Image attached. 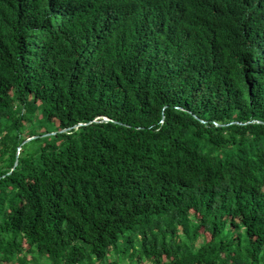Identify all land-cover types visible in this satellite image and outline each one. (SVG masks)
<instances>
[{
  "label": "trees",
  "instance_id": "16d2710c",
  "mask_svg": "<svg viewBox=\"0 0 264 264\" xmlns=\"http://www.w3.org/2000/svg\"><path fill=\"white\" fill-rule=\"evenodd\" d=\"M96 2L0 0V264H130L123 241L134 261L264 264V124L244 123L262 49L159 69L102 35Z\"/></svg>",
  "mask_w": 264,
  "mask_h": 264
},
{
  "label": "clouds",
  "instance_id": "9594fccd",
  "mask_svg": "<svg viewBox=\"0 0 264 264\" xmlns=\"http://www.w3.org/2000/svg\"><path fill=\"white\" fill-rule=\"evenodd\" d=\"M99 1L104 2L108 16L107 26L104 25L102 35L136 55L153 51L159 69L164 68L162 65L165 61L173 66L189 60L186 51L197 46H204L221 56H228L232 59L231 63H235L240 59L231 50L235 37L247 46L262 49L261 65L253 64L246 67V77L253 68L260 73L262 89L253 95L249 103L253 117L244 123L264 124V121L257 117V115L264 117V107L260 102L264 93V0H97L96 4ZM96 4L85 10V16L94 10ZM192 5H197L201 9V18L190 12ZM171 8L180 9L181 16H175ZM149 9L152 17L157 18L158 15L162 17L161 25H157L149 17L147 13ZM214 13L221 15L226 22L225 40L214 38L212 29ZM252 16L255 17V21L251 19ZM112 20H116L114 27L111 25ZM247 32L253 33L254 37ZM135 42L139 44L134 48ZM161 48L164 51H159ZM165 51L172 52V57L168 59ZM182 57L185 59L182 60ZM104 119L110 120L108 117ZM80 125L82 123L75 128ZM68 130L65 128L62 131Z\"/></svg>",
  "mask_w": 264,
  "mask_h": 264
},
{
  "label": "rangeland",
  "instance_id": "374dc122",
  "mask_svg": "<svg viewBox=\"0 0 264 264\" xmlns=\"http://www.w3.org/2000/svg\"><path fill=\"white\" fill-rule=\"evenodd\" d=\"M19 154L21 155L22 153H19ZM206 238L210 239L211 235L209 233H206ZM199 241L200 240H197V243ZM115 248H117V247H115ZM116 251H117V254L115 255V259L118 260L119 262H120L119 258H121V260H125L123 257V254H124L128 258L131 259L130 264H153L152 261L146 257H142V258L138 259L137 261H134V259L131 258V253L127 251L126 242H124V241L119 243V247L117 248ZM47 260L48 259L46 258L45 260H43V262L47 263Z\"/></svg>",
  "mask_w": 264,
  "mask_h": 264
},
{
  "label": "bare ground",
  "instance_id": "6f19581e",
  "mask_svg": "<svg viewBox=\"0 0 264 264\" xmlns=\"http://www.w3.org/2000/svg\"><path fill=\"white\" fill-rule=\"evenodd\" d=\"M178 14V13H177ZM207 84V83H206ZM198 100V99H197Z\"/></svg>",
  "mask_w": 264,
  "mask_h": 264
}]
</instances>
